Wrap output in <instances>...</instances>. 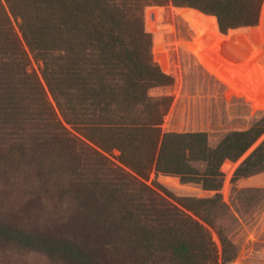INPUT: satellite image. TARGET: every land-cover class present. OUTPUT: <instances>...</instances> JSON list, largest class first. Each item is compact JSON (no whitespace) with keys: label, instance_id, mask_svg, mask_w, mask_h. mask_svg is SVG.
<instances>
[{"label":"trees","instance_id":"16d2710c","mask_svg":"<svg viewBox=\"0 0 264 264\" xmlns=\"http://www.w3.org/2000/svg\"><path fill=\"white\" fill-rule=\"evenodd\" d=\"M5 2L12 16L18 15L22 23L19 37L0 4V125L21 126L22 132L29 130L26 142L17 144L24 160V155L29 156L27 150L49 153L51 146L72 150L68 137L55 135L43 143L38 141L46 126L36 119L48 109L40 82L35 79L29 85L21 78L19 83L14 78L16 72L7 67L11 56L27 63L24 47L39 56L50 50L66 53L59 78L58 74L56 78L44 77L49 92L53 97L64 94L67 100L90 102V106L103 111L96 115L100 124L104 119L106 125L90 126L85 135L87 141L105 153L118 151L122 165L139 176L153 165L156 173L198 184L206 191H217L222 181V162L236 161L264 133V115L246 131L227 133L213 148L208 146L204 132L160 133L156 127L167 106L159 111L157 102H149L147 91L169 86L172 79L151 61L150 36L137 14L141 0ZM166 2L215 17L217 30L222 34L253 27L233 30L227 37L218 35L233 47L245 40L254 51L263 47L255 45L249 34L254 29L256 41L264 43V24L263 32L262 28L255 29L262 0H153L156 5ZM145 18L146 31L152 34L151 18ZM110 105L119 110V120L141 106L144 120L137 121L141 124L118 126L105 116ZM30 111H34L33 115ZM112 117L116 119L115 115ZM24 125L28 127L22 130ZM39 126H43L40 136ZM90 145L78 144L79 158L68 164L67 181L59 191L77 207L76 218L62 224L71 235L51 226L38 237L33 230L24 233L0 223V241L16 238L23 247L38 248L66 264H228L235 259L236 251L230 242L221 237L218 254L207 230L191 216L207 221L218 205V195L210 199L180 198L175 199V204H163L162 197L144 184H138L137 193L132 192L130 178L132 182L136 179L121 172L113 180L105 158L96 155ZM88 153L93 154V161ZM196 165H201V169ZM263 170L264 140L239 165L234 177ZM145 193L154 198L143 200ZM80 221L89 224L88 228L85 225L86 230Z\"/></svg>","mask_w":264,"mask_h":264},{"label":"rangeland","instance_id":"374dc122","mask_svg":"<svg viewBox=\"0 0 264 264\" xmlns=\"http://www.w3.org/2000/svg\"><path fill=\"white\" fill-rule=\"evenodd\" d=\"M141 3L137 14L142 20L143 30L150 36L151 61L172 79L169 86L147 91L149 102H157L159 111L167 106L160 125L154 128H158L161 134L204 132L208 146L213 148L227 133L246 131L264 115V43L256 41L254 29L249 32L252 42L259 47L263 45L258 51H254L246 40L233 47L219 36L227 37L233 30L253 27L229 30L222 35L213 16L188 7H175L170 2L156 5L153 0H141ZM263 3L264 0L260 6L259 24L254 26L255 29L262 28V32ZM0 4L20 37L22 19L18 15L12 16L5 0H0ZM146 16L151 18L152 34L146 31ZM24 50L27 63L19 60L18 56H11L12 62L7 63V67L16 72L15 80L22 78L29 85L35 79L40 82L48 109L36 119L46 126L43 137H38L43 131V126H39L38 141L43 143L47 138L54 139L55 135L68 137L72 150L53 149L54 146L50 147L49 153L27 150L29 156L26 158L24 155V160L17 144L26 142L28 126L24 125L22 129H27L25 133L20 131L21 126L0 125V223L9 224L15 231L24 233L33 230L36 236L53 226L69 236L71 232L66 231L62 224L76 218L77 207L59 191L66 184L69 165L77 156L79 158L78 144L90 145L85 137L87 129L104 126L107 122L103 119L100 124L96 113L101 115L104 112L90 106V102L82 103L74 98L67 100L64 94L53 97L49 92L44 77L56 78L58 74L59 78L63 56H66L63 50L46 51L42 56L33 54L26 47ZM106 111L107 120H113L121 127L144 120L141 106L128 112L123 120L117 118H120V113L116 106L110 105ZM30 113L33 115L34 111ZM263 140L264 133L236 161L222 162L219 168L222 181L217 191H206L198 184L182 183L177 177L156 173L153 165L148 171L142 170V176H139L122 165L118 151L105 153L90 146L96 155L105 158L106 167L111 171L108 172L109 177L115 180L117 174L126 172L136 179L132 182L130 178L129 190L137 193L138 184H144L162 197L163 204H175V199L180 198L210 199L218 195V205L207 221L190 215L207 230L218 254L221 237L231 243L236 257L228 264H264V170L247 177H234L239 165ZM86 155L93 161L92 153ZM196 167L201 169V165ZM144 197L143 200L154 198L148 193ZM82 224L80 221V226ZM85 225L88 228L89 224H83V228ZM0 264L66 263L38 248L23 247L16 238H11L0 241Z\"/></svg>","mask_w":264,"mask_h":264},{"label":"water","instance_id":"95a60500","mask_svg":"<svg viewBox=\"0 0 264 264\" xmlns=\"http://www.w3.org/2000/svg\"><path fill=\"white\" fill-rule=\"evenodd\" d=\"M217 28H218V26H217ZM228 31H229V30H228ZM228 31H227V32H228ZM218 32H219V30H218ZM227 32H226V34H227ZM219 33H220V32H219ZM221 34H222V33H221ZM226 34H222V35H226Z\"/></svg>","mask_w":264,"mask_h":264},{"label":"bare ground","instance_id":"6f19581e","mask_svg":"<svg viewBox=\"0 0 264 264\" xmlns=\"http://www.w3.org/2000/svg\"><path fill=\"white\" fill-rule=\"evenodd\" d=\"M263 6H264V3H263Z\"/></svg>","mask_w":264,"mask_h":264}]
</instances>
